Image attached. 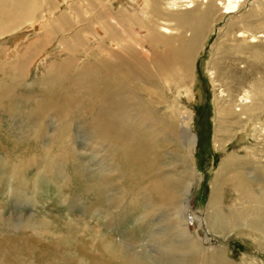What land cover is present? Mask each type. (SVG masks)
I'll return each instance as SVG.
<instances>
[{
	"label": "bare ground",
	"instance_id": "6f19581e",
	"mask_svg": "<svg viewBox=\"0 0 264 264\" xmlns=\"http://www.w3.org/2000/svg\"><path fill=\"white\" fill-rule=\"evenodd\" d=\"M43 1L55 9L52 22L35 19L42 0H0V44L8 40L0 55L13 58L7 69L11 82L0 78V113L31 132L0 145L9 152H0V185L14 190L30 185L41 193L48 176L63 202L65 190L79 187L85 193L80 197L89 196L93 213L107 223L119 206L133 210L140 204L148 243L160 245V253L153 252L160 264H235L189 227L197 185L189 132L194 64L215 26L227 18L205 67L213 95L214 148L224 155L210 182L204 226L210 235L219 230V235L244 236L264 252V43L258 36L264 37V0ZM80 48L90 50L94 61L80 62ZM63 53L62 62L49 63ZM31 69L34 80L24 85ZM78 124L97 155L94 182L68 170ZM232 142L238 149L227 153ZM33 167L36 173L28 178ZM115 185L118 191L110 194ZM162 213L165 218L154 221ZM166 219L170 226L159 230ZM59 222L58 216L29 220L15 240L0 233V264L153 261L88 225L82 227V241L75 221ZM31 237L49 245L50 254L41 253L39 262ZM22 243L27 252L15 255Z\"/></svg>",
	"mask_w": 264,
	"mask_h": 264
},
{
	"label": "rangeland",
	"instance_id": "374dc122",
	"mask_svg": "<svg viewBox=\"0 0 264 264\" xmlns=\"http://www.w3.org/2000/svg\"><path fill=\"white\" fill-rule=\"evenodd\" d=\"M52 1L60 3V0ZM42 2V8L44 9L41 8V11L37 14V18L35 19L42 21L45 18L46 20H48V22H52L53 19L50 18V13L55 9L52 6L48 7L45 4L46 2H44L43 0ZM61 7L62 8L60 10L64 11L65 9H63V6ZM38 15L41 18H39ZM226 21L227 18L220 20V22H218V24L216 25L217 27L215 26V31L208 38L209 40L205 44V49L194 64L196 79L194 81L193 87L195 95L194 103L191 104V107L193 108L195 114L193 117V121L190 123L189 132L191 142L190 144L194 148V156L196 158L195 179L197 181V185L196 187H194L190 199L189 218L192 217L193 222H189V227L191 232H197L204 244L210 245L213 248L215 247L218 249H223L224 252H226V257L235 264H264V252L253 249L251 242H249V239L234 233H230L229 235L225 236L222 234L219 235V230H217L215 234L210 235L207 233V228H205L204 226V216L206 212V206L208 204L210 182L212 181L215 170L220 164V159H222V156L224 155V152H221L214 148L212 121L214 116V107L212 106L213 95L211 85L206 76L205 67L206 63L210 59V46L216 40L218 31H220V29L224 27ZM261 35L262 34L258 35L259 40L261 43H264V37H262ZM5 41H2L0 45L7 43L8 40ZM20 46L21 45L19 44L18 48ZM43 48L44 47H42V49L39 48L37 50L38 52L36 51L32 53V55L30 56L32 58L28 61L29 64H31L35 60V58L42 52ZM91 48L92 47H90V49ZM81 49L82 48L78 50L77 54L78 59H81V61H79L87 62V60H90L93 62V53L90 50H88L87 52H83ZM89 52L91 53V55ZM4 56L5 54L0 55V78L3 79L7 84H9L11 82L10 79H8L10 73L7 71V69L9 64L13 61L11 60L13 58H11V56H7L6 59ZM65 56H67V53L60 54L59 56H56L48 61L50 64L52 63L51 65H55L62 62ZM97 57H99L98 54ZM38 69H41V65ZM35 72L36 70L31 69V76L28 78L26 77L27 80L24 79V85H26L28 82H33ZM7 120V117L1 115L0 113V145H3L7 140L8 143L6 144H13L20 138L22 132L24 134L25 132L31 134L30 130H26L23 128V130H25L24 132L19 128L20 125L12 124L14 122L9 123ZM74 131L76 135V137L73 136L75 138V141L69 149L73 158H71L72 163L69 165L70 167L68 170L73 176L77 174L80 177H86V179L92 180L94 182L97 178L96 174H98V171L97 173L95 172L97 170V155L94 154L95 152L93 151V149L87 147L89 140L87 138L86 131L84 132L79 124L78 126L74 127ZM252 141L254 142V140H251V142ZM225 149L227 153H230L232 151H236L238 149V146L232 142ZM0 152L7 153L8 151L5 150V147L0 146ZM238 155H241V153L238 152ZM35 171L36 168L33 167L32 170L28 171L29 173H27V177H33L36 173ZM48 178L49 177L46 176L47 187H44L45 189L42 190L41 193H37V190L34 192L33 188L30 185H28L26 189L15 187V190L13 186L10 187V185H0L1 234L4 233L5 236L11 238L12 240H15L16 238L13 236H15V234L17 235L18 231L21 232V227H23L24 224L27 223V221L42 220L44 218H48V216H58V221H60L59 223H61V221L72 223H74L75 221L77 223V225L79 226L77 227L79 235L83 236V238H81L82 241L86 239V236H84V232H82V227L88 225L95 231L98 230L97 232L101 230L100 233H102L105 239H107L108 241L117 243L120 242L124 247H126L127 250L129 249L130 252L132 251L134 255H138L139 257L143 256L144 258L147 253L150 254L153 257V261L150 260L148 261V263L160 264V259L157 258L153 253L154 251L160 253V245L150 247L151 243H148L150 240L148 239L149 236H147L150 230L143 227L145 226V224H147V222H144L142 219H140V209L141 207L143 208L142 205L139 204L140 206L138 205V208H135L133 210H129L128 207L124 208L123 206H119L117 209L113 210L114 214L111 216V222L109 221L107 223V220H104L101 217L98 218L95 213H93L95 209L92 206V203L88 202L86 199L89 196L80 197V195L85 194L84 190H81L79 187H77L76 191L73 189L65 190L63 195H66V200L68 202H63L62 199L56 197V192L52 187V183L48 181ZM74 181H76V183H79L77 179ZM118 189V186L115 185V188H113V191L110 192V194L114 195L118 191ZM71 190L75 192H72ZM127 199L128 196L124 197V201H126ZM164 218L165 214L162 213L161 216L154 219V221ZM2 219H4V223L1 221ZM166 225H168V219L164 220L163 223H159L158 229L160 230V227H163V229L166 230ZM31 239L34 241V246H36V250L34 253L35 256L37 255V257H34L35 261L39 262L41 260L39 257L41 253L45 255L50 254L48 252L49 245L45 242H36V239H34L33 237H31ZM125 239H127L128 241H125ZM154 242H157L156 239ZM18 246L19 250L15 255H20L18 254L19 252H27V246H25V244L22 243ZM74 246L79 251V254L82 255L83 253L82 248H80L81 246L76 245V243L74 244ZM171 263L173 264V262Z\"/></svg>",
	"mask_w": 264,
	"mask_h": 264
}]
</instances>
